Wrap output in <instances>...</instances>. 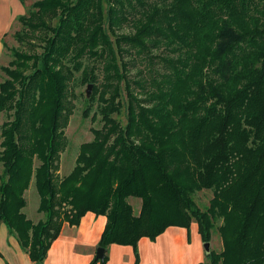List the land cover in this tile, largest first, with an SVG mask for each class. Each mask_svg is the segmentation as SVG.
Masks as SVG:
<instances>
[{"label": "trees", "instance_id": "obj_1", "mask_svg": "<svg viewBox=\"0 0 264 264\" xmlns=\"http://www.w3.org/2000/svg\"><path fill=\"white\" fill-rule=\"evenodd\" d=\"M16 21V46L0 37V223L34 264L86 213L106 218L97 247L131 246L134 264L141 238L192 222L221 241L200 264H264V0H33ZM72 82L92 85L83 116L95 106L101 127L59 176Z\"/></svg>", "mask_w": 264, "mask_h": 264}, {"label": "crops", "instance_id": "obj_2", "mask_svg": "<svg viewBox=\"0 0 264 264\" xmlns=\"http://www.w3.org/2000/svg\"><path fill=\"white\" fill-rule=\"evenodd\" d=\"M19 2V3H18ZM11 4H16L18 9L14 10L15 15L11 16ZM21 6H20V5ZM1 8L3 9L4 15L2 16ZM23 5L19 0H0V37L7 33L13 20L20 16L23 12ZM23 15V14H22ZM4 47L0 41V57L4 53ZM34 180L29 184L26 195L35 193ZM131 199V198H130ZM130 199L128 200L130 203ZM26 200V199H25ZM23 212L27 208V200ZM39 203V198H38ZM39 205V204H38ZM38 206L36 207V211ZM140 206L137 214L139 213ZM25 214V212H24ZM30 213L26 217L32 222L36 223L44 219V215L41 213ZM35 217L32 219V217ZM106 224L105 216H95L92 213H86L80 220L79 225L69 226L64 224L58 237L52 242L46 258L42 264H90L95 257V251L100 240L102 231ZM190 228H194L196 235H198V227L195 222H192ZM189 228V229H190ZM193 230V229H192ZM187 229L180 227H168L161 235L165 236L167 232H171L174 235V242L183 243L187 235ZM156 238V239H157ZM149 239L141 238L138 243L148 242ZM200 235L198 240V250L194 251L193 259L177 255L176 258L172 259L171 263L174 264H200L205 260L204 251L200 248ZM212 245V242H210ZM107 261L105 264H134L133 248L131 246H123L112 244L108 246L106 250ZM176 260V262H175ZM163 261V260H162ZM166 263L169 264L167 260ZM0 264H34L28 254L24 252L13 234H10L8 229L3 223H0ZM100 264V263H96Z\"/></svg>", "mask_w": 264, "mask_h": 264}, {"label": "rangeland", "instance_id": "obj_3", "mask_svg": "<svg viewBox=\"0 0 264 264\" xmlns=\"http://www.w3.org/2000/svg\"><path fill=\"white\" fill-rule=\"evenodd\" d=\"M32 2L33 0L26 1L25 5L23 6V10H22L23 12L20 15L25 14L26 9L30 6ZM10 7L12 9L11 16H14L15 15L14 10H17L18 7L16 4H11ZM1 12L3 13L1 17H3L4 12L2 8H1ZM16 18L13 20V23L11 24L10 28L7 31V36L5 37V42L7 43L8 47L16 46V43L12 39V34L20 27L16 21ZM9 60H10V53L7 50H4V53L0 57V67L6 66ZM3 79L4 76L0 71V82ZM70 90L72 92V96H71V99L73 101L72 103L75 108L73 114L69 119L68 126L65 129L67 146L64 152L61 153L60 156L59 176H66L71 172L75 164V159L78 153L79 145L85 142L92 141L93 136L91 133V129H99L101 127V122L99 120V117H96L95 119L92 118L96 109L95 106L92 108V111L90 112L87 118L83 116V112L87 107V103L85 101V99L87 98L86 97L87 85L80 86L79 84L77 83L75 84L72 82V84L70 85ZM121 119L123 120V116H121ZM26 191L24 193V199L27 200V208L25 209L24 212L28 216L30 215V213H36V215H38L36 211V207L39 204L38 203L39 196L36 191L35 193L26 195ZM211 196L212 194L210 191L204 190L202 192L196 193L193 198L195 202L198 204V206L203 209L208 205V201L210 200ZM130 204L133 207V213L137 215L138 208L141 205L140 200L131 198ZM34 218L35 217H32V219ZM219 223L220 222H217L216 224L218 225ZM194 230H195L194 228L188 229L185 238L186 241H184L183 243L174 242L173 241L174 235L171 232H167V234H165V236H161V238H157V239L155 238L154 240H148V242H143L140 244L138 243L136 246L137 258H138L137 264H168L166 263L167 260L169 261V264H174L173 262L171 263L172 259L176 258L177 255H181L182 253H183V257H186L187 254L189 256V259H193L194 251H196V247L198 250V240H199V234L196 235V232ZM200 241H201V237H200ZM202 246H203V242L201 241L200 248L203 250ZM211 249L212 250L221 249V241L215 229L212 231ZM134 262H135V254H134Z\"/></svg>", "mask_w": 264, "mask_h": 264}, {"label": "water", "instance_id": "obj_4", "mask_svg": "<svg viewBox=\"0 0 264 264\" xmlns=\"http://www.w3.org/2000/svg\"><path fill=\"white\" fill-rule=\"evenodd\" d=\"M91 93H92V85H88L87 90H86V97L87 98L90 97ZM202 247H203L204 254L209 255L211 250H212L211 249V243L205 242V243H203ZM105 253H106V251L103 248L97 247L96 251H95L94 259L96 261L99 260L100 262H103L104 258H105Z\"/></svg>", "mask_w": 264, "mask_h": 264}]
</instances>
